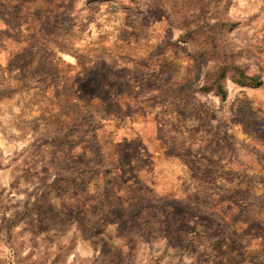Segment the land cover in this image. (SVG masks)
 <instances>
[{
    "label": "rangeland",
    "instance_id": "374dc122",
    "mask_svg": "<svg viewBox=\"0 0 264 264\" xmlns=\"http://www.w3.org/2000/svg\"><path fill=\"white\" fill-rule=\"evenodd\" d=\"M0 264H264V0H0Z\"/></svg>",
    "mask_w": 264,
    "mask_h": 264
},
{
    "label": "crops",
    "instance_id": "0c3cea01",
    "mask_svg": "<svg viewBox=\"0 0 264 264\" xmlns=\"http://www.w3.org/2000/svg\"><path fill=\"white\" fill-rule=\"evenodd\" d=\"M174 160L176 159L173 156L171 157L169 155H164L162 153L161 158H160V161H161L160 167L159 169H157L160 175L166 176V181L171 182L172 186L178 183V181L180 180V176L184 172H187L188 174L190 173L189 169L186 168L185 164L182 165L181 163H178V162L175 163ZM158 173L156 172L157 176H158ZM178 187H174V188L178 190Z\"/></svg>",
    "mask_w": 264,
    "mask_h": 264
},
{
    "label": "trees",
    "instance_id": "16d2710c",
    "mask_svg": "<svg viewBox=\"0 0 264 264\" xmlns=\"http://www.w3.org/2000/svg\"><path fill=\"white\" fill-rule=\"evenodd\" d=\"M233 69L235 70L236 76L234 77V80L243 86H251V87H259L263 84V81L260 76L258 75H247L243 73L241 70L238 69V67L233 66ZM217 85L215 86V91L219 94H221L222 98L224 97L225 91L222 89V86L219 82H216Z\"/></svg>",
    "mask_w": 264,
    "mask_h": 264
}]
</instances>
